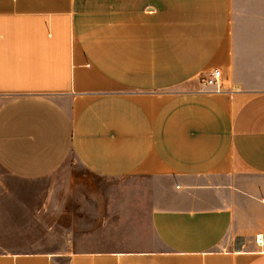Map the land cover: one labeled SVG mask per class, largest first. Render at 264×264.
<instances>
[{
    "label": "crops",
    "instance_id": "1",
    "mask_svg": "<svg viewBox=\"0 0 264 264\" xmlns=\"http://www.w3.org/2000/svg\"><path fill=\"white\" fill-rule=\"evenodd\" d=\"M0 264H264V0H0Z\"/></svg>",
    "mask_w": 264,
    "mask_h": 264
},
{
    "label": "rangeland",
    "instance_id": "2",
    "mask_svg": "<svg viewBox=\"0 0 264 264\" xmlns=\"http://www.w3.org/2000/svg\"><path fill=\"white\" fill-rule=\"evenodd\" d=\"M142 180L135 178H126L122 180H103L98 178H89V184L95 186L93 189L97 199H125L127 202L128 229L138 226L136 222H129L131 216H144V209L137 208L136 200L139 199L140 191L136 190L137 185H143ZM142 211V212H141Z\"/></svg>",
    "mask_w": 264,
    "mask_h": 264
},
{
    "label": "built area",
    "instance_id": "3",
    "mask_svg": "<svg viewBox=\"0 0 264 264\" xmlns=\"http://www.w3.org/2000/svg\"><path fill=\"white\" fill-rule=\"evenodd\" d=\"M203 84L210 87V89L214 92L221 91L222 82L220 71L214 69L205 73L203 77ZM255 243L259 246L262 245V236L260 234L255 236Z\"/></svg>",
    "mask_w": 264,
    "mask_h": 264
}]
</instances>
